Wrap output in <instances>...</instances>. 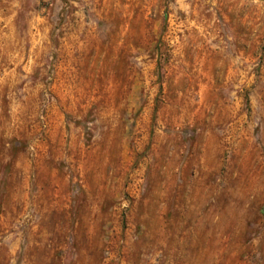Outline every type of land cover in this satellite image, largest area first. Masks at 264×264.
<instances>
[{
    "label": "rangeland",
    "instance_id": "obj_1",
    "mask_svg": "<svg viewBox=\"0 0 264 264\" xmlns=\"http://www.w3.org/2000/svg\"><path fill=\"white\" fill-rule=\"evenodd\" d=\"M0 264H264V0H0Z\"/></svg>",
    "mask_w": 264,
    "mask_h": 264
},
{
    "label": "water",
    "instance_id": "obj_2",
    "mask_svg": "<svg viewBox=\"0 0 264 264\" xmlns=\"http://www.w3.org/2000/svg\"><path fill=\"white\" fill-rule=\"evenodd\" d=\"M258 1V0H257Z\"/></svg>",
    "mask_w": 264,
    "mask_h": 264
}]
</instances>
